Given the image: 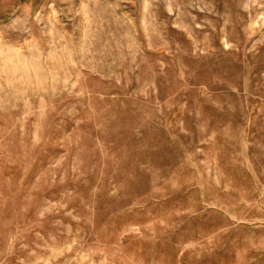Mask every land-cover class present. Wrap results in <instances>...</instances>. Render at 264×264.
Segmentation results:
<instances>
[{
	"label": "rangeland",
	"instance_id": "1",
	"mask_svg": "<svg viewBox=\"0 0 264 264\" xmlns=\"http://www.w3.org/2000/svg\"><path fill=\"white\" fill-rule=\"evenodd\" d=\"M0 264H264V0H0Z\"/></svg>",
	"mask_w": 264,
	"mask_h": 264
}]
</instances>
